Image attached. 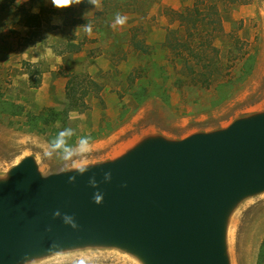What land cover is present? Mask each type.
<instances>
[{"label":"rangeland","instance_id":"rangeland-1","mask_svg":"<svg viewBox=\"0 0 264 264\" xmlns=\"http://www.w3.org/2000/svg\"><path fill=\"white\" fill-rule=\"evenodd\" d=\"M233 1L143 0L135 12L104 18L98 14L104 0L94 6L0 0V176L27 156L43 174L73 170L113 160L149 135L179 140L264 111V0ZM196 5L221 9L223 31L215 42L226 66L222 81L231 83L209 89L173 84L182 68L165 45L180 23L174 12ZM216 17L211 11L207 19ZM182 25L180 35L188 37ZM137 35L150 45L149 54L132 48ZM233 55L241 56L234 62ZM31 71L40 86H32ZM79 79L81 89L92 91L84 108L70 107ZM52 111L60 117L46 124ZM263 239L264 192L244 199L230 218L232 264H257ZM26 264L142 262L119 248L85 247Z\"/></svg>","mask_w":264,"mask_h":264},{"label":"water","instance_id":"water-1","mask_svg":"<svg viewBox=\"0 0 264 264\" xmlns=\"http://www.w3.org/2000/svg\"><path fill=\"white\" fill-rule=\"evenodd\" d=\"M264 192V111L123 155L43 174L34 156L0 176V264L113 247L142 264H232L228 226Z\"/></svg>","mask_w":264,"mask_h":264},{"label":"trees","instance_id":"trees-1","mask_svg":"<svg viewBox=\"0 0 264 264\" xmlns=\"http://www.w3.org/2000/svg\"><path fill=\"white\" fill-rule=\"evenodd\" d=\"M84 6H94V0H79ZM143 0H104L103 12L98 14L106 17L121 16L126 12H135L140 8ZM234 3H246V0H234ZM203 5V4H202ZM204 6V5H203ZM216 5L204 7L196 5L194 7L185 8V13L174 12V17L180 21L179 25L172 29L168 34V39L165 45L174 52L175 60L181 62V69L178 77L173 81V84L182 89L187 88H213L219 85L233 82L232 79L222 81L226 66L221 59V48L216 44V39L219 37V32L223 31V16ZM207 11V12H205ZM216 15V21H209L207 17L210 12ZM205 12L206 15L201 17ZM212 14V13H211ZM98 15V17L100 16ZM211 18V16L209 17ZM213 22V23H212ZM186 24V31H189L188 37H182V24ZM74 24L88 25V19H75ZM213 26V28H212ZM217 29V30H216ZM136 30H139L137 28ZM216 30V32H215ZM131 46L136 52L142 54L150 53V45L145 39L139 38V35L131 40ZM70 50V49H69ZM74 49H71L73 51ZM241 55H233V61L237 62ZM243 57V56H242ZM236 63H232L234 66ZM230 66V67H231ZM34 71H31L32 86L38 87L41 84V77L33 78ZM85 81V78H84ZM83 79L77 82L76 92L70 97V107L80 106L84 108L85 99L90 96L91 88L84 85L81 89ZM135 82V81H134ZM90 84L99 86L96 81H90ZM101 90L102 87H98ZM60 115L52 111L45 119L46 124L54 123ZM257 264H264V239L261 243Z\"/></svg>","mask_w":264,"mask_h":264},{"label":"bare ground","instance_id":"bare-ground-1","mask_svg":"<svg viewBox=\"0 0 264 264\" xmlns=\"http://www.w3.org/2000/svg\"><path fill=\"white\" fill-rule=\"evenodd\" d=\"M232 263V262H231ZM234 264V263H233Z\"/></svg>","mask_w":264,"mask_h":264}]
</instances>
